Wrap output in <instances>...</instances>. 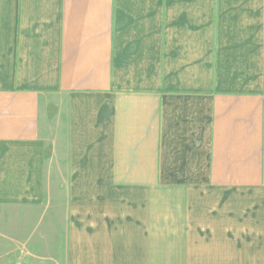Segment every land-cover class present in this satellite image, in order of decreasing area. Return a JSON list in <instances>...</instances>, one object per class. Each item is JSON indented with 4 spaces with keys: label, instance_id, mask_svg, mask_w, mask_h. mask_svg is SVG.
<instances>
[{
    "label": "crops",
    "instance_id": "1",
    "mask_svg": "<svg viewBox=\"0 0 264 264\" xmlns=\"http://www.w3.org/2000/svg\"><path fill=\"white\" fill-rule=\"evenodd\" d=\"M53 181L68 264H264V0H0V206Z\"/></svg>",
    "mask_w": 264,
    "mask_h": 264
},
{
    "label": "rangeland",
    "instance_id": "2",
    "mask_svg": "<svg viewBox=\"0 0 264 264\" xmlns=\"http://www.w3.org/2000/svg\"><path fill=\"white\" fill-rule=\"evenodd\" d=\"M58 183L51 182L47 197L0 206V264H68L67 213Z\"/></svg>",
    "mask_w": 264,
    "mask_h": 264
}]
</instances>
